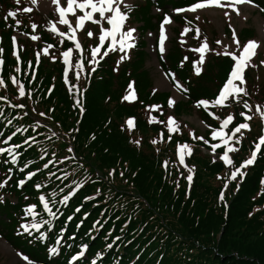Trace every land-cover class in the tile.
Segmentation results:
<instances>
[{
	"label": "trees",
	"instance_id": "1",
	"mask_svg": "<svg viewBox=\"0 0 264 264\" xmlns=\"http://www.w3.org/2000/svg\"><path fill=\"white\" fill-rule=\"evenodd\" d=\"M193 2L142 0L133 8L130 16L135 21L130 18L131 25L139 23L138 30L146 34L158 29L162 21L161 15L154 16L155 9L165 12L166 6L185 8ZM252 3L259 11L264 9V0ZM25 7L14 0H0V147L11 136V143L20 148L16 164L0 157V183L5 185L0 188V235L13 249L35 264H70L81 248L85 255L71 264H264V185L260 184L264 146L254 165L242 169L246 175L238 190L237 181H230L225 189L231 166L217 160L223 150L215 157L203 141L190 136L192 133L210 140L212 128L219 127V121L208 117L202 107L195 108L194 102L215 98L231 69V58L214 55L196 75L193 61L198 62V57L175 40L160 64L189 91L169 110L171 94L154 90L145 39L123 61L120 53L97 58L94 72L82 60L85 71L79 78L74 64L80 54L74 51V64L65 78L62 52L73 46L50 32L44 18L38 20L36 13L23 11ZM8 11L14 12L15 18L7 17ZM260 14L264 17V11ZM175 24L176 37L180 38L186 28L192 34L198 29L197 40L208 39L211 47L218 49L217 40H213L217 32L213 29L210 34L206 22L177 16ZM228 33H232L230 28ZM17 34L21 38L14 47L12 37ZM256 34L253 28L244 29L239 39H255ZM33 35L39 42L29 39ZM86 41L87 53L97 41L88 36ZM48 45L53 47L45 55ZM49 56L57 59L53 62ZM130 83L137 92V101L132 104L123 100ZM17 85L23 86L24 97L19 95ZM245 91L247 96H241L239 103L233 100L226 108H210L221 120L234 115L228 134L234 124L244 122L241 111L252 117L248 121L250 130H244L240 144L232 142L238 150L230 158L237 167L250 156L263 134L264 121L255 113L257 106L264 109L261 62L247 71ZM244 101L252 111L243 109ZM17 104L22 107H14ZM171 114L180 122L198 115L204 127H209L201 133L181 122L179 133L169 139L165 124L149 121L166 122ZM129 118L135 119L131 130ZM154 139L155 144L151 143ZM184 144L193 151L185 165L180 164L178 156ZM69 146L72 153L67 151ZM50 159L53 163L44 169L43 164ZM189 169L191 182L186 179ZM28 172L36 174L26 181ZM64 174L66 179H56ZM19 179L26 181L23 187H17ZM36 184L42 185L40 190L34 187ZM74 184L81 187L68 202L53 208L56 219L51 225L42 224L46 241L39 242L22 232L19 225L30 222L23 216L24 207L35 205L38 221L49 219L38 197L60 199ZM53 191L56 197L49 195ZM222 191L223 202L218 199ZM57 239L60 253L51 256L48 249L56 247Z\"/></svg>",
	"mask_w": 264,
	"mask_h": 264
},
{
	"label": "snow or ice",
	"instance_id": "2",
	"mask_svg": "<svg viewBox=\"0 0 264 264\" xmlns=\"http://www.w3.org/2000/svg\"><path fill=\"white\" fill-rule=\"evenodd\" d=\"M33 3H36L37 0H32ZM51 3L55 5V12L58 16L57 23L60 25H66L67 26V33L60 31L57 32V28L55 26H50L49 31L52 33L58 34L61 38H64L66 35L74 33L76 30L80 29L84 23V21H91L93 25L101 24L99 28V35H98V43L96 46L91 47L90 50L84 54L82 57L83 60H86L87 65L91 66L90 71L94 72L99 64V61L97 60L98 54L100 55L101 59L103 57H106L109 55V53H122L123 55L119 56V59L123 61L124 59L129 57V51L132 49L134 45V36L133 33L135 32L134 27L125 28L126 21H128L130 12L132 10V6L129 2H126V0H66V6H62L59 0H51ZM252 0H194L192 4L187 6L186 8H180L175 9L174 11L177 13L180 12H190V13H198L199 10H204L210 7H214L217 9H231V12L236 14L237 16H240V6L241 5H251ZM255 6V5H253ZM79 10L82 15H76V10ZM87 9V11H86ZM23 11L28 12L30 11L29 8H24ZM260 11H264V9H260ZM156 12H159L162 14V21L159 25V52L163 55L165 53V41L167 39L166 37V29L165 25L170 24V17L168 14L163 13L161 9L157 8ZM94 14H98L99 19H94ZM107 14V15H106ZM69 15L75 17V28H73L72 24L69 22V19L67 18ZM222 15L226 18L230 19V12L229 11H222ZM7 17L15 18V13L12 11L7 12ZM199 18L198 15L196 17ZM106 21L107 27H105L101 22ZM19 21H17V24ZM33 28L36 27L35 24L32 25ZM231 28V25H229ZM187 32L188 29H185ZM199 30L197 29V32ZM88 37H91L93 34L91 31L87 32ZM119 37V39H117ZM71 43L75 45V49L77 51H82L81 44L77 43L76 36L70 35L69 36ZM33 41L37 40V36L33 35L31 37ZM108 41L106 47H105V41ZM12 43L15 47L16 45V38L15 36L12 37ZM217 44H220L221 41L218 39L216 41ZM257 41H247L242 46L237 38V35L235 33V30L232 29V37L229 44H224V52L223 54L226 56H230L231 60L234 61V64L231 66L229 75L227 77L226 83L223 85V87L219 90L218 95L215 96L214 99L211 101L207 99H198L194 102V107L197 109L203 108V111L206 112L208 117H211L217 121H219V127L218 128H212L210 133V140L211 141H219L220 143H210L209 139H206L202 136H194V134L190 133V136H192L195 140H201L203 141L204 145H207L211 152L213 154L217 153V149L222 146V154L218 155V159L223 162L225 166H231L230 174L227 176V179L224 182V188L226 189L228 187V183L230 181H237V190L239 183L242 182L245 178L246 172L242 171V169H247L249 166L254 165L255 160L257 159L258 152L260 151L261 147L264 146V134H261L258 137V142L254 144V148L250 153V156L247 159H244L239 166H233V160L230 158L229 153L235 152L238 149L232 147L230 145V141L235 144H240L241 139L244 136V132L242 130H250V126L248 121L252 119L251 116L246 115L245 111H241L239 115L243 117L244 122H240L238 124H234L229 129L230 134H225V128L226 126H229L233 124L234 122V115L228 114L226 118L223 120L220 119L218 115H214L212 111H210V108H226L228 105L226 102L231 103L233 100L237 101L239 103L241 96H247V92L245 91V88L242 86L245 84L244 79V71L245 67L250 64L252 56L255 54V50L258 47ZM231 45H235L237 49H240L239 55L235 54V52H230L228 49L231 47ZM52 45H48L46 49H44L45 55L48 54V49L52 48ZM103 49V51H101ZM195 51L196 53H199L200 61L202 62L205 58V53L207 51H212L208 48L206 43H201L199 47H195L194 49H191ZM72 48H69L66 51L62 52L63 57V65L65 66L63 68L64 74L69 73V65H70V55L72 54ZM219 54V53H217ZM16 52H13V56L16 57ZM90 57V58H89ZM49 59L51 61H55L57 59L56 56H49ZM264 64V61L261 62ZM193 64H196V61H193ZM182 66V65H181ZM75 70H76V76L79 78L80 74L85 71V66L81 62V60H77L74 64ZM116 69L114 68V71ZM17 72H20V68L16 69ZM202 71L201 67H194V73L196 75H199ZM171 78V84L175 90L176 93L179 94H187L188 89L185 88L176 78L174 73H167L166 78ZM15 83V81H13ZM67 82V81H66ZM239 82V83H235ZM19 87V95L21 97L25 96V90L22 85H17ZM133 85L130 83L128 85V88L131 89ZM78 91V89H77ZM231 97V100L229 99ZM185 98L187 96L185 95ZM123 100L128 101L130 100V96L125 95L123 97ZM77 104L79 103V100L75 101ZM176 103V100L174 97H169L167 100V107L169 110L173 109L174 104ZM14 107H22V105L17 104L14 105ZM155 107V106H153ZM243 109L252 111L250 108V105L247 101L243 102ZM49 111H52L51 109ZM255 113H259L260 118L262 121H264V109H261V107L257 106L255 108ZM40 116H44V113H40ZM163 123L165 124V127L167 129V132L169 134V139H171V135L173 133H179L180 127L175 122L174 118L169 115L166 118L165 121H159V120H150L149 123ZM201 124H204V121H201ZM128 129L131 130L133 127V119L129 118L127 120ZM205 127H209V125H205ZM19 131V129L17 130ZM264 131V130H262ZM239 134V135H237ZM9 140L12 139L11 136L8 137ZM29 139H34V137H30ZM27 142V141H26ZM137 143H139L137 141ZM151 143L155 144L157 141L154 139L151 141ZM19 145H14L13 147L9 148H0V153H8V155L11 158V162L13 164L16 163L17 155L18 153L15 151V148H18ZM67 151L69 153H72L74 150L69 146ZM190 151L187 144H184L180 148V152L178 153L179 156V162L180 164H184V154L188 153ZM65 159H68V157H65ZM216 160H213V163H215ZM53 163V161L50 159L47 162L43 164L44 169H49V166ZM165 164L167 161L164 162ZM38 171V170H37ZM36 173L35 172H28L27 177L31 179ZM50 176H54V173L49 172ZM109 175H112V172H109ZM239 177V180L237 178ZM67 174H64L61 177H56L57 180L60 179H66ZM188 182H191L193 180L192 170L189 169V174L186 177ZM219 179V177H218ZM26 181L24 179H20L17 181V187H23L25 185ZM260 184L264 185V177H261ZM5 185L3 183H0V188H3ZM37 190H40L42 185L36 184L34 186ZM81 185L74 184L73 189L69 190L65 195H63L60 199H51L49 200L45 195H40L38 197L39 204L42 205L43 212L47 214L49 219L37 221V214L34 211L35 205L26 206L23 208V216L25 218L30 217L31 220L28 223H21L19 225V228L22 229V232L24 234H27L28 237H32L33 239H37L39 242H44L46 239V234L44 231H40L41 225H51L52 222L56 219V212L53 211V208L57 203L63 205L66 202L70 200V198L75 194V190H78ZM61 192H63V189H61ZM52 197H56V192L53 191L49 194ZM25 199H28L25 197ZM218 199L223 202L224 200V193L223 191L220 193ZM50 204L52 207H50ZM226 207V205H225ZM76 211H79V209H76ZM251 216V213H249ZM68 219H71L69 217ZM50 230V229H49ZM37 233L36 236L33 234ZM20 233H18L19 235ZM31 242V241H29ZM57 244H60V240H56ZM109 248L112 247L111 244L108 245ZM58 252V249L56 247H50L48 249L49 255H56ZM15 255L19 258V260H27L28 258L26 256H23L21 253L16 252ZM85 250L84 248H81L79 251V256H84ZM78 257L76 255H73L71 257V261H76ZM70 261V264H71ZM19 264V261H18ZM31 264V262H29ZM92 264H96V261H92Z\"/></svg>",
	"mask_w": 264,
	"mask_h": 264
},
{
	"label": "rangeland",
	"instance_id": "3",
	"mask_svg": "<svg viewBox=\"0 0 264 264\" xmlns=\"http://www.w3.org/2000/svg\"><path fill=\"white\" fill-rule=\"evenodd\" d=\"M142 0H126V2H129L132 6V10L130 12V15H132V11L135 5H138ZM18 4L24 2L27 6V8L30 9V12L37 13V19L42 20L44 18L47 21L51 20V26H55L58 28L59 31H64L68 30L66 25H60L57 23L58 16L55 12V5L51 3V0H37L36 3H33L32 0H16ZM62 6H66V1L65 0H59ZM168 11L171 7L166 6ZM229 11L230 12V19L226 18L222 15V11ZM87 11V9H86ZM159 12H156V9L154 10V16H158ZM187 15H192L193 17H197L199 22L203 23V20H206L208 24L211 26H206L207 30L212 32L214 29L217 34L213 35V40H220L221 43L218 44L219 47L218 49H214L210 41L207 39L203 42L202 40H197V36H193V34L189 33L188 31L183 33V36H181V42L184 43L186 48L188 50L194 49L195 47H199L201 43H206L208 48L211 49L212 51H207L205 53V58L201 62L200 61V56L199 53H196V55L199 57V62L196 63V67H201L202 71L207 64L208 60H210L214 55H224V44H229L231 41L232 33H228L229 30V25H231V30L234 29L235 33L237 35V38L241 44V46L247 41H242L239 38L240 33L244 29L248 28H253L257 31L256 38L251 39L254 41L259 42L258 47L255 51V56L251 58L250 64L246 66L248 67H256L259 62L264 61V17L260 14V11L253 5H241L240 6V16H237L236 14L231 12V9H217V8H209L207 10H200L198 13H188V12H183ZM179 14L175 11L171 13V15H176ZM76 15H82V13L79 12V10H76ZM94 19H99L98 14H94L93 16ZM132 21H135V19L132 16H129L128 21H126L125 28L129 27H134L135 32L133 33V36L135 38L134 40V45H138L139 41L141 42L142 39H145L146 45H147V50L150 53V61L148 62V69L150 71V74L152 75V78L154 80V88L155 91L157 92H171L172 97L175 98L176 102L182 100V94L176 93L172 84H171V78H166V74L163 72L161 66H160V61H162V58L165 56L167 51L170 49L171 44L175 42V40L178 41L179 37H176L175 31H176V26L173 23L172 20H170V32L166 36L167 39L165 41V53L162 55L159 52V29L154 28L152 31L144 34L140 29L138 30V27L140 28V24L137 22H134L132 25L130 24L131 19ZM91 21H86V24L82 27V29H78L80 33V44L83 42L84 37H85V30L89 26V23ZM72 24L73 28H75V17L73 20L70 21ZM105 27L106 21L101 22ZM101 26V24H96ZM73 34V33H72ZM71 34V35H72ZM97 34V33H96ZM20 36L19 34L16 35V38L18 39ZM94 37L98 38L97 36L94 35ZM200 39V38H199ZM107 41V40H106ZM207 41V42H206ZM108 42V41H107ZM209 42V43H208ZM211 44V45H209ZM134 46V47H135ZM230 52H235V54L239 55L240 49H237L235 45H231V47L228 49ZM219 53V54H217ZM226 56V55H225ZM264 67V64H262ZM201 71V72H202ZM239 83V82H238ZM245 87V84L242 85ZM130 102L134 100L133 94L131 93L130 95ZM182 123H186L195 129H197L199 132L203 133L205 130V127L203 124H201V121L198 117V115H193L190 117H184L181 120ZM181 122L178 120V125H181ZM16 251L13 249V247L0 236V264H35L30 260H19V258L15 255Z\"/></svg>",
	"mask_w": 264,
	"mask_h": 264
},
{
	"label": "bare ground",
	"instance_id": "4",
	"mask_svg": "<svg viewBox=\"0 0 264 264\" xmlns=\"http://www.w3.org/2000/svg\"><path fill=\"white\" fill-rule=\"evenodd\" d=\"M204 10H207V9H204ZM106 15H107V14H106ZM67 18L69 19V22H70L71 20H73L74 16H72V18H69V16H68ZM84 23H85V21H84ZM84 23H83V24H84ZM165 29H166V36H167L168 33L170 32L169 24H168V25H165ZM235 83H238V82H235Z\"/></svg>",
	"mask_w": 264,
	"mask_h": 264
}]
</instances>
